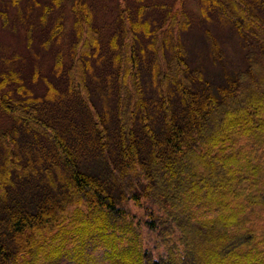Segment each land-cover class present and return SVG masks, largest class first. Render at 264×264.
I'll list each match as a JSON object with an SVG mask.
<instances>
[{
	"label": "trees",
	"instance_id": "16d2710c",
	"mask_svg": "<svg viewBox=\"0 0 264 264\" xmlns=\"http://www.w3.org/2000/svg\"><path fill=\"white\" fill-rule=\"evenodd\" d=\"M248 1H209L240 37L245 62L215 93L175 39L183 9L144 29L155 59L153 108L134 39L123 42L114 55L110 132L85 72L97 30L76 0L67 91L90 120L92 138L79 133L74 144L34 99L0 97V113L19 126L0 133V264L28 262L47 248L80 264L91 258L88 247H101L106 264H264V226L246 213L264 209V0ZM18 133L40 139L35 160L22 163ZM82 145L92 162L80 159ZM141 197L149 201L144 226L160 237L152 246L118 204ZM71 205L73 216L62 219Z\"/></svg>",
	"mask_w": 264,
	"mask_h": 264
},
{
	"label": "rangeland",
	"instance_id": "374dc122",
	"mask_svg": "<svg viewBox=\"0 0 264 264\" xmlns=\"http://www.w3.org/2000/svg\"><path fill=\"white\" fill-rule=\"evenodd\" d=\"M79 1L80 14L88 17L97 30L96 44L91 51L89 49L90 54L85 56L89 98L106 118L110 132H113L114 127L111 90L114 84V55L122 47V43H129L132 37L139 53L141 77L149 106L155 107V99H159L152 78L155 65L152 35H146L144 29L160 25L167 12L184 10L185 16L177 14L174 22L175 39L185 48L189 66L201 70L207 83L203 87L211 93L216 92V86L224 83L225 75H232L245 65L240 37L219 15L215 5L209 3L210 0ZM75 2L76 0H0V97L5 94L34 99L40 110L74 144L77 143L79 133L87 135L86 138H92V133H88L90 120L82 118L81 107L76 105L74 96L67 91L70 50L76 30L73 9ZM248 2L251 5V0ZM86 24L83 21V28ZM88 38L91 40V35ZM86 41L89 45L90 42ZM212 43L217 47L214 53L211 50ZM164 54L166 58L170 57L169 46L164 48ZM109 89L111 92H107ZM71 119L74 131L68 126ZM14 127L19 126L12 118L0 113V133ZM17 136L24 145L21 146L25 152H20L22 163L25 164L27 158L35 160L39 153L36 150L40 147V139L25 133H18ZM79 153L85 156L80 157L82 161L88 163V157L89 162H92L86 146L79 147ZM33 166L38 168L35 164ZM118 204L127 210L128 219L131 218L134 223L140 222L139 231L146 246H152L159 241L160 237L155 232L149 233L143 223L149 216L147 198L141 197L139 204L128 199L121 200ZM75 208L76 205L67 207L61 218H71ZM246 213L255 226H264V209L255 207ZM67 230L73 231L74 228ZM54 231L51 228L49 234ZM36 237L35 242L42 241V236ZM45 250L44 253L38 252L28 262H25L27 257H24V262L20 264H79L69 255L61 253L55 256L50 249ZM157 250H162L161 245ZM101 251V247H88L85 252H91V258L86 256L80 264H106L101 260Z\"/></svg>",
	"mask_w": 264,
	"mask_h": 264
}]
</instances>
